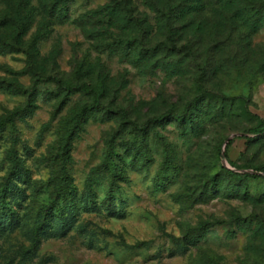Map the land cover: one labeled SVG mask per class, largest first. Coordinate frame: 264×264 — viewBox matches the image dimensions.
<instances>
[{
    "label": "rangeland",
    "instance_id": "obj_1",
    "mask_svg": "<svg viewBox=\"0 0 264 264\" xmlns=\"http://www.w3.org/2000/svg\"><path fill=\"white\" fill-rule=\"evenodd\" d=\"M181 1L0 0V264H264V0Z\"/></svg>",
    "mask_w": 264,
    "mask_h": 264
},
{
    "label": "trees",
    "instance_id": "obj_2",
    "mask_svg": "<svg viewBox=\"0 0 264 264\" xmlns=\"http://www.w3.org/2000/svg\"><path fill=\"white\" fill-rule=\"evenodd\" d=\"M116 1V0H115ZM246 1H249V0H246ZM187 2H188V0H182L181 2H180V4H179V7H180V5H181V12L182 13H186L187 11H188V9L189 8H191V5H186L187 4ZM215 2H217V3H219V7H221V9H219V8H217V9H215L216 11H219L220 12V10H222L224 7H226V6H228V7H233L234 6V4H233V2H234V0H216ZM197 6L200 8L201 7V0H199V1H197ZM183 5V6H182ZM193 6V5H192ZM194 6H196V5H194ZM244 7V6H243ZM242 10V8H240V6H234V12H237L238 10ZM240 10V11H241ZM256 19H258V17H256ZM259 127H260V129H264V121H261L260 123H259ZM249 130H254V129H249ZM231 143V141H228L227 142V144L225 145V147L228 145V144H230ZM224 156L227 158V160H228V162L231 164V165H233L234 167H235V169H230V168H227V167H224V169H225V171H227L228 173H230L231 175H233V176H236V177H243V176H247V175H250V173L249 172H246V171H237L236 169H242L243 167H245V166H243V165H240V164H237V163H235V161H233L232 159H229L228 157H227V154H226V152H224ZM254 170H258V171H264V163H261V164H258V165H256V166H254V167H252Z\"/></svg>",
    "mask_w": 264,
    "mask_h": 264
},
{
    "label": "water",
    "instance_id": "obj_3",
    "mask_svg": "<svg viewBox=\"0 0 264 264\" xmlns=\"http://www.w3.org/2000/svg\"><path fill=\"white\" fill-rule=\"evenodd\" d=\"M227 142V141H226ZM243 170H245V169H243Z\"/></svg>",
    "mask_w": 264,
    "mask_h": 264
}]
</instances>
